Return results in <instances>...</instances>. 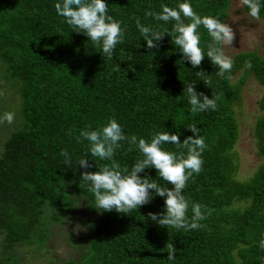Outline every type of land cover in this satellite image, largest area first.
<instances>
[{
  "label": "trees",
  "instance_id": "1",
  "mask_svg": "<svg viewBox=\"0 0 264 264\" xmlns=\"http://www.w3.org/2000/svg\"><path fill=\"white\" fill-rule=\"evenodd\" d=\"M230 1L187 0L201 17L222 23ZM62 2L0 0V77L19 95L15 126L0 151V264H19L18 246L46 248L53 230L67 223L80 198L87 201L93 217L85 240L67 234L68 243L81 252L63 264H264V249L259 247L264 239V161L240 180L234 152L239 130L234 106L248 76L264 86V57L254 50L236 53L231 72L218 76L219 68L206 56L213 42L201 25L205 57L193 68L171 43L172 36L165 34L158 48L148 49L136 26L139 18L154 31L171 33L174 21H158L145 13H160L162 5L178 9L185 0H105L108 15L124 32L108 59L101 46L75 32L78 29L56 13L54 5ZM260 3L264 18V0ZM201 70L205 75L197 76ZM192 82L195 91L217 98L215 111L190 112L184 88ZM259 106L263 112L252 134L257 153L264 157V91ZM12 107L1 108L0 118ZM110 119L119 123L125 136L146 142L165 131L179 134L183 142L194 135L187 128L198 127L207 144L202 171L193 174L182 194L190 202L189 219L192 203L211 210L199 222L203 227L165 229L150 220L148 213L165 210V198L155 194L148 204L126 214L96 209L94 195L79 187L80 175L111 162L92 157L89 142L77 137L81 130H98ZM120 144L114 159L130 172L144 157L135 145L129 150L127 140ZM162 147L186 154L173 144ZM62 150L70 157L67 165ZM84 158L91 167L78 165ZM138 175L171 188L154 168ZM169 244L177 249L171 261Z\"/></svg>",
  "mask_w": 264,
  "mask_h": 264
},
{
  "label": "clouds",
  "instance_id": "2",
  "mask_svg": "<svg viewBox=\"0 0 264 264\" xmlns=\"http://www.w3.org/2000/svg\"><path fill=\"white\" fill-rule=\"evenodd\" d=\"M240 3L247 6L251 17L260 19V0H240ZM54 7L56 13L62 16L69 26L78 29L75 32L84 33L93 45L102 47L106 58H112L113 50L122 42L124 32L120 23L108 15V4L105 0H63L62 4L56 3ZM161 8L160 13L147 11L145 15L166 23L174 21L171 33L154 31L142 25L139 18L136 20V26L148 49L158 48V42L167 34L172 36L171 43L177 46L182 59L189 62L193 68H199L205 57V52L200 47L201 37L198 31L202 25L213 42L208 45L206 56L219 68L217 75L225 77L226 73L231 72L234 61L223 50L224 47H230L235 39L233 29L228 24L213 17H201L187 0L180 3L178 9L163 5ZM185 19L190 22L185 23ZM246 67L250 69L251 63L248 62ZM195 74L205 75L202 70ZM227 78L231 79V76ZM195 83H189L184 88L191 106L190 112L196 114L209 109L215 111L217 98H209L203 92L195 91ZM14 119L15 113L5 112L0 118V123L12 124ZM187 129L194 135L186 137L183 142L180 141L179 134H169L167 131L155 134L150 142L143 138L138 140L135 135L127 137L115 119H110L98 130H81L77 140L89 142L91 156L111 163L99 171L82 172L79 187L94 195L96 209L101 212L115 210L119 214H126L148 204L155 194L165 198V210L163 213H148L150 220L165 229L171 227L187 231L203 227L199 222L206 219L211 210L198 203H192V216L189 219L187 214L190 202L182 193L193 174L202 171V153L207 144L204 138L198 135L199 129L195 124ZM68 134L72 135V132L69 131ZM125 140L130 145L129 150L135 145L144 157L134 164L130 172L126 167L121 168L114 159L116 149L121 146L120 142ZM164 144H173L178 149L186 150V154L183 151L178 153L166 151L162 147ZM61 155L65 157V164H69L70 157L67 151L62 150ZM78 165L82 168L92 166L86 158L80 159ZM146 168L156 169L160 178L171 185V188L162 187L147 177L141 178L138 174ZM259 247L264 249V239L259 242ZM167 248V259L174 260L177 249L173 244L167 245Z\"/></svg>",
  "mask_w": 264,
  "mask_h": 264
},
{
  "label": "rangeland",
  "instance_id": "3",
  "mask_svg": "<svg viewBox=\"0 0 264 264\" xmlns=\"http://www.w3.org/2000/svg\"><path fill=\"white\" fill-rule=\"evenodd\" d=\"M224 23L228 24L235 34L232 45L223 49L227 56L232 58L236 53L254 50L264 57V18L254 19L240 0H231ZM240 73L234 76V81ZM5 84L4 78L0 77V110L4 106L13 105L12 112L15 113V119L12 124L0 123V151L5 137L15 126L17 119L15 107L19 104L17 91L12 87L6 88ZM263 91L264 86L253 75L248 76L242 86L241 99L234 106V115L239 128L234 147L238 164L235 176L240 180L249 178L257 166L264 161V157L257 153L252 134L254 122L263 112L259 106ZM87 205L84 198L79 199L75 208L70 210L67 223L53 230V239L46 244V248L38 249L37 245L32 244L18 246L19 264H63L69 257L78 256L81 249L68 243L67 234L76 233L81 241L87 238L88 221L93 217Z\"/></svg>",
  "mask_w": 264,
  "mask_h": 264
}]
</instances>
